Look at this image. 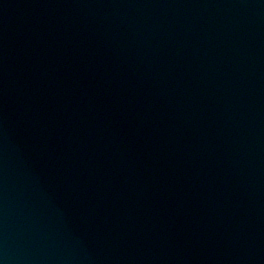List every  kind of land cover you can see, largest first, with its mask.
<instances>
[{"label": "water", "instance_id": "1", "mask_svg": "<svg viewBox=\"0 0 264 264\" xmlns=\"http://www.w3.org/2000/svg\"><path fill=\"white\" fill-rule=\"evenodd\" d=\"M0 264H264V0H0Z\"/></svg>", "mask_w": 264, "mask_h": 264}]
</instances>
